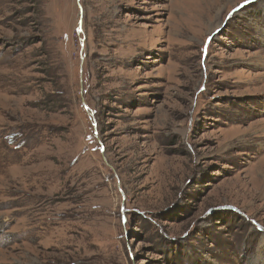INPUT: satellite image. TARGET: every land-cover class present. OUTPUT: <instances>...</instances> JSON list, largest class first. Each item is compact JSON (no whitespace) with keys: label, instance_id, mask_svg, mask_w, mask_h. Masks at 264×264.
Listing matches in <instances>:
<instances>
[{"label":"rangeland","instance_id":"374dc122","mask_svg":"<svg viewBox=\"0 0 264 264\" xmlns=\"http://www.w3.org/2000/svg\"><path fill=\"white\" fill-rule=\"evenodd\" d=\"M263 130L264 0H0V264H264Z\"/></svg>","mask_w":264,"mask_h":264},{"label":"water","instance_id":"95a60500","mask_svg":"<svg viewBox=\"0 0 264 264\" xmlns=\"http://www.w3.org/2000/svg\"><path fill=\"white\" fill-rule=\"evenodd\" d=\"M79 7H80V11H81V13H83V8H82V5L81 4H79ZM82 17L83 16H81V18H80V20H79V25H78V28H79V30H81L82 31V23H83V19H82ZM82 47H83V44H82ZM84 58H83V56H82V60H83ZM83 105H84V107H85V109L91 114L90 115V118H92L93 119V115H94V112H93V110L89 107V105L86 103V101H85V99H83ZM96 125V124H95Z\"/></svg>","mask_w":264,"mask_h":264},{"label":"bare ground","instance_id":"6f19581e","mask_svg":"<svg viewBox=\"0 0 264 264\" xmlns=\"http://www.w3.org/2000/svg\"><path fill=\"white\" fill-rule=\"evenodd\" d=\"M211 5V4H210ZM208 7H209V5H208ZM205 13V12H204ZM201 14H203V13H201ZM212 14V13H211ZM202 16V15H201ZM264 131V130H263ZM255 142V141H254ZM261 143V142H260ZM264 146V145H263ZM262 148H264V147H262ZM257 171L258 172H261V173H263L264 174V164L263 165H261L260 167H258L257 168ZM263 183H264V179H263ZM263 194H264V188H263Z\"/></svg>","mask_w":264,"mask_h":264}]
</instances>
